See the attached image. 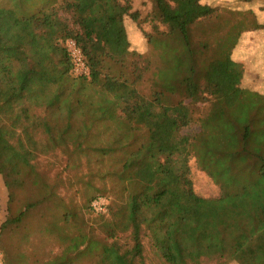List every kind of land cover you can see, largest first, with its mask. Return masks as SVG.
<instances>
[{
  "label": "trees",
  "instance_id": "trees-1",
  "mask_svg": "<svg viewBox=\"0 0 264 264\" xmlns=\"http://www.w3.org/2000/svg\"><path fill=\"white\" fill-rule=\"evenodd\" d=\"M6 1L3 264H264V94L239 85L243 70L232 61L243 34L264 29V11L170 0L187 9L180 18L167 0H152L142 19L130 0ZM129 20L150 52L133 46ZM68 41L88 74L74 73ZM109 81L146 101L128 102ZM205 99L196 116L193 105ZM194 123L183 149L219 185L218 197L175 183L161 162L170 136ZM138 126L148 131L141 142ZM140 166L169 173L170 185H148ZM99 199L103 211L93 206Z\"/></svg>",
  "mask_w": 264,
  "mask_h": 264
},
{
  "label": "rangeland",
  "instance_id": "rangeland-1",
  "mask_svg": "<svg viewBox=\"0 0 264 264\" xmlns=\"http://www.w3.org/2000/svg\"><path fill=\"white\" fill-rule=\"evenodd\" d=\"M3 2H7L6 0H2ZM133 4L135 10H137L141 16V18H145L149 16L152 11L154 10V5L152 0H130ZM168 4L166 6L167 10L171 12L173 15L180 14V18H186L184 16L186 14V8L175 4L174 2L167 0ZM208 7H219V8H226V9H234V10H253L260 15H263L264 11V0H201L200 2V9H206ZM264 16V15H263ZM143 28L146 31L152 30V23L145 22L143 23ZM128 31L133 39L134 47L138 49L140 52H150V47L148 46L146 39H144L141 29L139 28L136 22L131 20L127 23ZM243 42L237 48V57L239 58L242 52L249 51V52H262L264 53V29L260 31H249L243 34ZM264 68L261 70L258 69L257 74L252 71L249 74L251 69H244L243 68V80L241 81V86L245 89L249 87L251 84L248 81V77L253 79L255 82V87L263 88L264 89ZM260 70V71H259ZM262 72V73H260ZM107 88L112 91H117L122 93L128 102H133L137 97L141 100L146 101L145 98L139 97L138 93L133 90L132 88L125 89L123 86L114 83L113 81H109L107 83ZM211 91L213 92V87L210 86ZM251 90V89H250ZM255 91V90H253ZM212 92H210L212 94ZM257 92V91H256ZM208 98V97H207ZM210 102L208 99L203 101L197 102L194 104L195 115L200 116L203 114L208 106H210ZM205 114V113H204ZM132 123V122H131ZM138 123V122H137ZM136 121L132 124H137ZM138 125V124H137ZM136 125V126H137ZM137 131L141 134V140L145 138L147 134V128L143 126L136 127ZM102 131H104L102 129ZM199 131L198 124H191L187 127L182 128L179 133L175 132L171 139V146L168 147L169 153H163L161 156V162L164 164V168L169 169L171 175L175 178V183H178L181 186H184L188 182H190L195 190L199 195L204 197H218L221 193V189L219 185H217L204 171H202L194 157H191L185 152L183 149L184 146L182 144V137L188 134H193L194 132ZM124 155H119L115 164L120 163L121 158ZM143 170V169H142ZM141 170L140 166V173L139 177L143 179L148 185L153 186L154 183L156 186H169L170 183L163 182L164 177H168L169 173L167 174H160L156 173L155 175L148 172ZM167 172V171H166ZM154 182V183H153ZM164 184V185H163ZM8 200V192L7 189L0 177V225L5 220L6 217V205ZM104 201V200H103ZM45 251L55 248V244L52 241H48L42 247ZM42 250V249H41ZM0 264H3L2 255L0 253Z\"/></svg>",
  "mask_w": 264,
  "mask_h": 264
},
{
  "label": "crops",
  "instance_id": "crops-1",
  "mask_svg": "<svg viewBox=\"0 0 264 264\" xmlns=\"http://www.w3.org/2000/svg\"><path fill=\"white\" fill-rule=\"evenodd\" d=\"M243 38L244 37L242 36V39L240 40V42L238 43V45L236 46V48L233 51L232 61L234 63H236L238 66H241L242 70H243V68L246 69V70H247V68L251 69L249 74H251L252 71L257 74L258 69L261 70L262 68H264V53H262V52L261 53L260 52L256 53L255 51L254 52L244 51V52L241 53L242 56H240L238 58L236 56L237 55L236 50L239 47V45H241V43L243 42ZM263 71H264V69H263ZM260 73H262V72H260ZM262 74L264 75V73H262ZM242 80H243V78H242ZM241 81H240V83H241ZM248 81L251 83V84H249V88L251 90H255V91H257V92H259L261 94H264V89L263 88L255 87V82H253V79H250L248 77ZM239 85L241 86V84H239Z\"/></svg>",
  "mask_w": 264,
  "mask_h": 264
},
{
  "label": "built area",
  "instance_id": "built-area-1",
  "mask_svg": "<svg viewBox=\"0 0 264 264\" xmlns=\"http://www.w3.org/2000/svg\"><path fill=\"white\" fill-rule=\"evenodd\" d=\"M67 47L70 51L73 60V71L76 75L88 74V68L85 64L84 57L81 50L78 48L74 41H68ZM98 210H105L103 199H99L93 203Z\"/></svg>",
  "mask_w": 264,
  "mask_h": 264
}]
</instances>
